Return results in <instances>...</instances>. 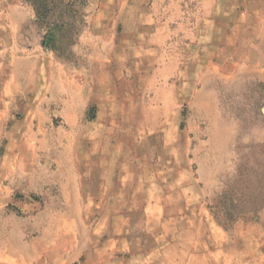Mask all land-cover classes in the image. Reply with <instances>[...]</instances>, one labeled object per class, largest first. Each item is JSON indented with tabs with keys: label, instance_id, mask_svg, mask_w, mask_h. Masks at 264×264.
I'll list each match as a JSON object with an SVG mask.
<instances>
[{
	"label": "rangeland",
	"instance_id": "1",
	"mask_svg": "<svg viewBox=\"0 0 264 264\" xmlns=\"http://www.w3.org/2000/svg\"><path fill=\"white\" fill-rule=\"evenodd\" d=\"M53 1L0 91V264H264V0Z\"/></svg>",
	"mask_w": 264,
	"mask_h": 264
},
{
	"label": "crops",
	"instance_id": "2",
	"mask_svg": "<svg viewBox=\"0 0 264 264\" xmlns=\"http://www.w3.org/2000/svg\"><path fill=\"white\" fill-rule=\"evenodd\" d=\"M25 1L19 0L15 3H7L5 5H2V17L0 19V24L9 27V29L13 32L10 36L8 35L7 37V45H3L4 51H10V65L7 79L6 81L1 83L0 85V91L2 92V95L7 96L8 99H5V97H1V100L8 103L11 100L16 98V95L18 92H22L26 90L27 86H22L21 84V78L28 76L29 74L31 75L32 69H29L28 71L22 72L18 65L20 66L26 61H30V59L33 58L34 53L32 52L33 48L30 46V43L28 44V40H26L22 34V32L18 31L19 28L24 26L25 24L31 22L34 17L36 16L34 8ZM2 40V39H1ZM5 40V42H6ZM0 44H5L2 41H0ZM41 45V42L39 43ZM6 46L7 49H6ZM19 46V47H18ZM23 49L24 53H12L11 51H15L16 49ZM41 57L46 58V64H42L41 69H40V89H42V92H39L41 95V98L46 94V92L49 90V87L55 84H59L61 88L63 87V84H66L67 86L71 87L75 83L73 78H70L66 72L63 71V74H59L58 76L63 79L62 80H57L58 76L55 73L54 78L52 79L51 76V66L54 63V60L56 61V56L53 53H47L43 55H37L36 58L40 59ZM31 72V73H30ZM58 72H60L58 70ZM52 79V80H50ZM78 82V80H77ZM71 95L72 99H78L79 97L81 98L80 95V90L78 89L77 91L69 92ZM47 95V94H46ZM39 98V97H38ZM65 99V101L69 98L67 96L62 97ZM29 99V98H28Z\"/></svg>",
	"mask_w": 264,
	"mask_h": 264
},
{
	"label": "trees",
	"instance_id": "3",
	"mask_svg": "<svg viewBox=\"0 0 264 264\" xmlns=\"http://www.w3.org/2000/svg\"><path fill=\"white\" fill-rule=\"evenodd\" d=\"M25 2L29 3L35 10L36 16L38 19H44L47 17V13L51 10L52 5L54 6L53 0H25ZM72 4L67 3V7H71ZM75 15H77L78 10H70ZM52 33H45L43 36V40L41 41V45L44 48H49L51 50L57 51V47L54 44Z\"/></svg>",
	"mask_w": 264,
	"mask_h": 264
}]
</instances>
